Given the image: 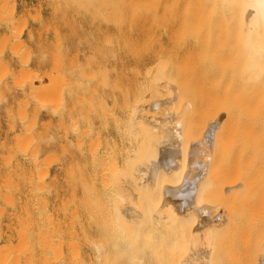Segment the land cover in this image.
Listing matches in <instances>:
<instances>
[{
  "label": "rangeland",
  "instance_id": "1",
  "mask_svg": "<svg viewBox=\"0 0 264 264\" xmlns=\"http://www.w3.org/2000/svg\"><path fill=\"white\" fill-rule=\"evenodd\" d=\"M178 12L149 0H0V249L22 237L20 251L68 264H171L160 245L172 234L155 221L175 169L202 188L181 217L186 258L264 264V77L243 70L232 16Z\"/></svg>",
  "mask_w": 264,
  "mask_h": 264
},
{
  "label": "bare ground",
  "instance_id": "2",
  "mask_svg": "<svg viewBox=\"0 0 264 264\" xmlns=\"http://www.w3.org/2000/svg\"><path fill=\"white\" fill-rule=\"evenodd\" d=\"M149 1H151L152 3H153V6L154 7H157L158 9H159V11L160 10H170V11H172V12H175L176 13V11H179L178 13H180V11H205V10H207V12L209 11L210 12V10H212V11H214V12H216V13H219V14H221L222 16H223V14L222 13H225L226 15L227 14H229L230 16H232L233 17V21L230 23V28L232 29V28H235V29H233L234 30V33H233V38L234 39H232L233 41H235L236 40V42H238V43H234V44H237V45H239V52H240V54H237V53H239V52H237V53H235V54H237V57L239 58V60H241V62L243 63V70L245 71V72H247V75L248 74H250L252 71H253V73L252 74H254V73H256V74H254V76L255 75H258V77L261 75L262 77H264V0H149ZM149 5V4H148ZM152 5V4H151ZM150 5V6H151ZM2 7V6H1ZM3 10V9H2ZM1 10V11H2ZM4 11V10H3ZM11 11V10H10ZM211 11V12H212ZM194 12V13H195ZM210 12V13H211ZM184 13V12H183ZM193 14V13H192ZM202 14H203V12H202ZM206 14V13H205ZM212 14H213V12H212ZM164 15V14H163ZM199 15V14H198ZM204 15V14H203ZM1 16V15H0ZM210 16H212L211 14H210ZM6 17H8V15L6 16ZM198 17V16H197ZM1 18V17H0ZM222 18V17H221ZM223 18H225V17H223ZM230 18V17H229ZM219 19V18H218ZM198 20H200V19H198ZM202 20V19H201ZM224 20V19H223ZM222 20V21H223ZM221 21V22H222ZM184 22H186L185 20H184ZM223 23V26L225 25L224 23H225V21L224 22H222ZM179 25L181 24V22L180 23H178ZM205 24V23H204ZM219 24V23H218ZM182 25H183V23H182ZM184 26V25H183ZM189 26V25H188ZM199 26V25H198ZM201 26H203V28L205 29V25H201ZM222 26V25H221ZM221 26H218V27H221ZM222 26V28H224ZM183 28V27H182ZM195 28V27H194ZM203 28H202V30H203ZM226 28V27H225ZM224 28V29H225ZM223 29V31H225ZM17 30V29H16ZM176 30H178V29H176ZM194 30V29H193ZM199 30H200V28H199ZM229 30V29H228ZM175 31V30H174ZM181 31V30H180ZM198 31V30H197ZM226 32V31H225ZM206 35V34H205ZM216 35V34H215ZM178 36V35H177ZM176 36V37H177ZM179 36H181L180 35V33H179ZM224 36H225V34H224ZM226 37V36H225ZM224 37V38H225ZM227 39V38H226ZM2 40V39H1ZM7 42H8V40H6ZM226 41V40H225ZM17 43V42H16ZM6 44L4 43V46H5ZM13 45V44H12ZM18 45V44H17ZM20 45V44H19ZM12 47V46H11ZM16 47V46H15ZM13 48V47H12ZM3 50V49H2ZM12 52V51H11ZM26 55V54H25ZM241 56V57H240ZM56 58H57V56H56ZM55 58V59H56ZM241 58V59H240ZM21 59V58H20ZM26 59V58H25ZM59 60V59H58ZM21 61V60H20ZM24 61H26V60H24ZM24 61H21V62H24ZM168 64V63H167ZM169 65V64H168ZM6 67V66H5ZM3 69L4 70H6L5 68H4V66H3ZM55 69H56V67H55ZM54 70V69H53ZM5 72H8V71H5ZM53 72V71H52ZM150 72V71H149ZM23 73V72H22ZM25 73V72H24ZM244 73V72H243ZM250 75L251 76V78H252V76L253 75ZM27 75H28V73H27ZM52 75V74H51ZM246 75V74H245ZM23 76V75H22ZM25 76V75H24ZM28 76H30V75H28ZM28 76H26V77H28ZM244 76V75H243ZM249 76V75H248ZM249 76V77H250ZM253 76V77H254ZM17 77V76H16ZM35 77H37V76H35ZM245 77V76H244ZM23 77H21V79H22ZM50 78V77H49ZM27 79V78H26ZM30 79H32V78H30ZM252 79H254V78H252ZM23 80V79H22ZM53 80V79H52ZM51 80V81H52ZM55 80H56V78H55ZM30 81V80H29ZM32 81V80H31ZM41 81V80H40ZM58 81H60L59 79H58ZM16 82V81H15ZM22 82V81H21ZM23 82H25V81H23ZM55 82V81H54ZM159 82V81H158ZM59 83V82H58ZM57 83V84H58ZM62 83V82H61ZM161 83V82H160ZM248 83V82H247ZM249 83H251V81L249 82ZM21 84V83H20ZM54 85V84H53ZM62 85V84H61ZM31 86V85H30ZM246 86V85H245ZM42 87V86H41ZM40 87V88H41ZM55 87V86H54ZM59 87V86H58ZM165 88H166V86H165ZM44 89V88H43ZM56 89V88H55ZM155 89H157V88H155ZM57 90V89H56ZM150 91V90H149ZM38 92V91H37ZM44 92V91H43ZM55 92H57V91H55ZM171 92V91H170ZM36 93V92H35ZM150 93V92H149ZM157 93V92H156ZM166 93V92H165ZM171 95V93L169 94V96ZM38 96V95H37ZM43 96V95H42ZM46 97V96H45ZM168 97V96H167ZM157 98V97H156ZM46 99V98H45ZM170 99H172V98H170ZM161 101V100H160ZM165 101V100H164ZM146 102V101H145ZM169 102V104H171L170 103V100L168 101ZM139 103V102H138ZM155 103H157V102H155ZM167 103V102H166ZM160 104V103H159ZM137 105V104H136ZM149 105V104H148ZM152 105V104H151ZM154 105V104H153ZM152 105V106H153ZM152 106H150V107H152ZM173 106V105H172ZM144 107V106H143ZM155 107V106H154ZM157 107H159V106H157ZM135 109H139V108H135ZM140 109H141V107H140ZM143 109V108H142ZM157 109V108H156ZM250 110V109H249ZM137 111V110H136ZM139 111V110H138ZM154 111V110H153ZM20 112V111H19ZM133 112V111H132ZM136 113V112H135ZM250 113V112H249ZM18 114V113H17ZM140 114V113H139ZM152 114V113H151ZM246 114V113H245ZM25 115H26V113H25ZM146 115V114H145ZM143 116V115H142ZM247 116V115H246ZM23 117V116H22ZM20 118V117H19ZM248 118V117H247ZM150 119V118H149ZM254 119V118H253ZM257 119V118H256ZM255 120V119H254ZM259 121V120H258ZM217 122V121H216ZM212 123H214V121L212 122ZM71 124V123H70ZM210 124V123H209ZM219 124V123H218ZM167 125V124H166ZM247 125V124H246ZM252 125V124H251ZM262 125V124H261ZM215 126L216 125H214V124H212V125H210L209 126V128L206 130L207 131V134L208 135H213V133L215 132L214 130H215ZM223 126V125H222ZM181 127V123L178 121L177 123H175V126H174V128H173V130L175 129H179ZM208 127V126H207ZM206 127V128H207ZM249 127H250V125H249ZM253 127V126H252ZM26 128H28V127H26ZM172 128V127H171ZM217 128V127H216ZM164 129V128H163ZM261 129V128H260ZM264 129V128H263ZM76 130V129H75ZM168 129H166V131H167ZM208 130H209V132H208ZM171 132H172V129L170 130ZM250 131V130H249ZM163 132V131H162ZM175 132V131H174ZM174 132H172L171 134L173 135V137H174V134H176V132L174 133ZM217 132V131H216ZM215 132V133H216ZM219 132V131H218ZM155 134V133H154ZM168 134H169V132H168ZM171 134H170V136H167L168 138H170L171 137ZM179 134V133H178ZM218 134V133H217ZM224 134V133H223ZM177 135V134H176ZM176 135H175V137H176ZM216 135V134H215ZM219 135V134H218ZM223 136V135H222ZM29 137V136H28ZM173 137H171L172 138V140H173ZM214 137V136H213ZM243 137V136H242ZM241 137V138H242ZM171 138H170V142L172 141L171 140ZM25 139H27V138H25ZM176 139V138H175ZM29 140H30V138L29 139H27V143L29 142ZM25 141V140H24ZM175 141V140H174ZM174 141L172 142V143H174ZM176 141H177V139H176ZM170 142H168L167 144H169V147L171 148V146H170ZM212 142V141H211ZM26 143V144H27ZM175 143H177L178 144V142H175ZM174 143V144H175ZM197 143V142H196ZM207 143V142H206ZM167 144H165L166 145V147H167ZM173 144V145H174ZM21 145H23V144H21ZM201 145V144H200ZM161 146V145H160ZM164 146V145H163ZM178 147H179V144L177 145ZM176 146V147H177ZM20 147V146H19ZM23 147V149H24V146H22ZM165 147V146H164ZM166 147H165V149L163 148V147H161V148H163L164 150H163V152H162V154L163 155H165V150H166ZM198 148V147H197ZM178 149V148H177ZM21 150V149H20ZM214 150V149H213ZM34 151V150H33ZM205 151V150H204ZM175 152V151H174ZM173 152V153H174ZM178 152V151H177ZM176 152V153H177ZM167 153V152H166ZM195 154L197 155V153L195 152ZM163 155H161V156H163ZM191 155V154H190ZM192 155H194L193 153H192ZM191 155V156H192ZM132 156V155H131ZM170 157H171V155H169ZM173 156V155H172ZM164 157V159H166V156H163ZM199 157V156H198ZM204 157V156H203ZM137 158V157H136ZM162 158V157H161ZM174 158V157H173ZM195 158V157H194ZM193 158V159H194ZM133 159V158H132ZM164 159H161L160 160V162L162 161L163 162V160ZM198 159V158H197ZM9 160V159H8ZM166 160H168V159H166ZM50 161H52L51 159H50ZM172 161V160H171ZM45 162H46V160H45ZM113 162V161H112ZM129 162V161H128ZM140 162V161H139ZM151 162V161H150ZM165 163H166V161H164ZM198 162H199V160H198ZM50 163V162H49ZM141 163V162H140ZM143 163V162H142ZM147 163V162H146ZM149 163V162H148ZM174 163V162H173ZM192 163V162H191ZM202 163H204V162H201V164ZM37 164V163H36ZM44 164V163H43ZM128 164V163H127ZM138 164V163H137ZM150 164V163H149ZM158 164H159V162H158ZM157 163H154V166L155 165H158ZM193 164V163H192ZM170 165V164H169ZM205 165V164H204ZM36 166V165H35ZM48 166V165H47ZM192 166V165H191ZM150 167V166H149ZM157 167V166H156ZM193 167V166H192ZM159 168V166L155 169V168H151V170H157ZM161 168V167H160ZM167 168V167H166ZM189 168V167H188ZM195 169V168H194ZM168 170V169H167ZM174 171L172 172L171 170V174H170V177L173 179V178H175V179H177L178 178V180L180 181V182H178V180H177V182L175 181V179H173V182H172V184L175 182V184H173L174 186H172L171 185V187H169L168 188V185L169 184H167V188H166V190L164 191V189H163V191H161V193L163 192V194L161 195V193L160 192H158V193H160V195H158V197H160L159 198V202L160 201H162V196H163V208H161V206H160V211H161V209H162V211L160 212V213H156V215L158 216H156V215H154V216H156L157 218H158V220L157 221H155V223H156V226H158V224L160 223L161 224V222H162V224L164 225V227L168 230V231H170L171 232V236H166V237H164V239H163V241H162V243H161V245L160 246H163L164 248H166V249H168V250H165V254H164V258H165V260L166 261H170L171 262V264H193V261H192V259H191V257H189V258H186V253H188V251L190 250H188V251H183L184 249H183V247L184 246H186L185 245V243H187L186 241L185 242H183L185 239V237H184V235L181 233L182 232V226L184 225V221L186 220L185 218H187V217H189L187 214L189 213L188 211H190V210H192L193 209V205H195L196 203L194 202V201H196L195 199H197L198 197H200L199 195L197 196V194H199L200 192H199V190L200 189H202V188H197L196 189V187H195V184H194V182L193 181H189V180H183V179H181L182 177H180L179 175H180V173H179V171L177 172V171H175V169H173ZM196 170V169H195ZM45 171V170H44ZM159 171L160 172H162L163 173V171H161L160 169H159ZM189 171V170H188ZM127 172V171H126ZM146 172H147V170H146ZM152 171H150V173H151ZM165 172H166V169H165ZM137 173V172H136ZM145 173V172H144ZM156 173H157V171H156ZM45 174V173H44ZM127 174V173H126ZM141 174V173H140ZM159 174V173H158ZM158 174H156V177L158 176ZM166 174H168V172H166ZM191 174V173H190ZM193 174V173H192ZM42 175H43V173H42ZM143 175H146V174H143ZM142 175V176H143ZM150 175H152V174H149V176ZM161 175L162 174H159V177H157V179L159 178V179H162L161 178ZM164 175V174H163ZM169 175V174H168ZM152 176H154V173H153V175ZM152 176H151V179H152ZM165 176V175H164ZM193 176V175H192ZM128 177V176H127ZM155 177V176H154ZM180 177V178H179ZM149 178V179H148ZM147 179H148V181H149V183H151L152 182V180H154V179H152L151 180V182H150V177H148ZM167 178V177H166ZM184 178V177H183ZM39 179H40V176H39ZM146 179V178H145ZM157 179H155L156 181H157ZM188 179V178H187ZM196 179V178H195ZM171 179L169 178V181H170ZM183 180V181H182ZM197 180H198V178H197ZM6 181V180H5ZM139 181V180H138ZM147 181V180H146ZM159 182H161V180H158ZM157 181V183H159ZM168 181V180H167ZM172 181V180H171ZM7 182V181H6ZM5 182V183H6ZM10 182V181H9ZM39 183V182H38ZM157 183L155 184V182H154V184H153V182L151 183L152 184V186L154 185L156 188L158 187V188H160L161 186L163 187V188H165L166 186L165 185H163L164 183H165V181L163 182V184H159V185H157ZM40 184V183H39ZM38 184V185H39ZM166 184V183H165ZM171 184V183H170ZM4 185V184H3ZM9 186V185H8ZM170 186V185H169ZM46 187V186H45ZM153 189V188H152ZM161 189V188H160ZM157 191H160V190H157ZM154 192V191H153ZM199 192V193H198ZM155 193V192H154ZM157 193V194H158ZM201 194V193H200ZM152 195V194H151ZM7 197V196H6ZM9 199V198H8ZM161 199V200H160ZM11 200V199H10ZM9 200V201H10ZM8 201V200H7ZM6 201V203H8ZM155 201V200H154ZM3 202H5V201H3ZM157 203V204H160L161 203V205H162V202H160V203ZM197 202V201H196ZM45 203V202H44ZM193 203H195V204H193ZM200 205V204H199ZM199 205H197V206H195V207H199ZM152 206H153V204H152ZM155 206V205H154ZM156 206H158V208H159V205H156ZM204 207H206L205 205H204ZM201 209L203 208V207H200ZM208 209V208H207ZM1 210V209H0ZM156 210H157V207H156ZM159 210V209H158ZM157 210V211H158ZM197 210V209H196ZM200 209H198V211H196L197 212V214H198V216H199V218H202V219H205L206 220V216H207V213H206V211L204 210V209H202L201 211H199ZM2 212V211H1ZM142 212V211H141ZM188 212V213H187ZM192 212V211H191ZM129 213V212H128ZM187 213V214H186ZM210 213V212H209ZM1 214V213H0ZM26 214V213H25ZM185 214V216H183ZM190 214V213H189ZM192 215H193V212L191 213ZM2 215V214H1ZM0 215V216H1ZM10 215V214H9ZM140 215H142V213H140ZM191 215V217H193V218H195L194 216L195 215H193L192 216ZM183 216V219H185V220H183L181 217ZM208 217H211V214H210V216H208ZM219 217H220V215H219ZM25 219H27V217L25 218ZM49 219H50V216H49ZM48 219V220H49ZM208 220H206V222L207 221H209L210 220V218H207ZM197 220V219H196ZM199 221V220H198ZM201 221V220H200ZM199 221V222H200ZM128 222V221H127ZM134 222V221H133ZM206 222H205V224H206ZM203 223V222H202ZM211 223V222H210ZM159 224V225H160ZM197 225V224H196ZM199 225V224H198ZM216 225V224H215ZM28 226V225H27ZM26 226V227H27ZM162 226V225H161ZM209 226V225H208ZM207 226V227H208ZM184 227V226H183ZM197 227V226H196ZM198 227H200V226H198ZM202 227V226H201ZM156 228V227H155ZM158 228H160V227H158ZM163 228V227H162ZM199 229H201V228H199ZM42 230V229H41ZM184 230V229H183ZM16 231V230H15ZM194 231H198V230H194ZM18 232V231H17ZM167 232V231H166ZM10 233H11V231H10ZM21 234L22 232H18V234ZM48 233V232H47ZM169 233V232H168ZM23 234V233H22ZM41 234V233H40ZM197 234V233H196ZM195 234V235H196ZM39 235V234H38ZM50 235V234H49ZM170 235V234H169ZM17 236V235H16ZM20 235H18V237H19ZM199 236V235H198ZM25 237V236H24ZM203 237V236H202ZM7 238V237H6ZM20 238V240H18V244L19 245H22V246H19V245H17V249H15V248H13V246L11 245V247L12 248H10V247H8V248H3V249H0V264H68V262L67 263H65V260H64V256H63V254L61 253V252H56L55 250V252H50V251H48L46 248L45 249H39V250H37V251H28V252H26V251H20V248L21 247H24L23 246V244H24V239L22 238V237H19ZM193 238V237H192ZM207 238V237H206ZM205 238V239H206ZM10 239V238H9ZM21 239H23L22 241H21ZM191 239V238H190ZM46 240V239H45ZM193 240H196V238H193ZM20 241V242H19ZM192 241V240H191ZM198 241H199V244H201L202 245V243L200 242V240L198 239ZM45 243L47 242V240L46 241H44ZM43 242V243H44ZM195 242V241H194ZM193 242V243H194ZM206 242V241H205ZM23 243V244H22ZM29 243V242H28ZM208 243H210V242H208ZM37 244H39V242H37ZM47 244V243H46ZM209 246H210V244H208ZM208 245H206V248H208L209 246ZM10 246V245H9ZM19 246V247H18ZM70 246V245H69ZM72 246V245H71ZM97 246V245H96ZM196 247L198 246L197 245V241H196V245H195ZM208 246V247H207ZM14 247H16V246H14ZM45 247V246H44ZM98 247V246H97ZM102 247V246H101ZM198 247H200V246H198ZM197 247V248H198ZM205 247V246H204ZM15 249V250H10V249ZM161 248V247H160ZM159 248V249H160ZM180 248H182L183 250H180ZM23 249V248H22ZM56 249V248H55ZM201 249V248H200ZM101 250V249H100ZM202 250V249H201ZM205 250V249H204ZM207 250H209V249H207ZM157 251H159V250H157ZM167 251H168V253H167ZM100 252V251H99ZM186 252V253H185ZM192 252V251H191ZM205 252H207L206 250H205ZM156 253V252H155ZM162 253V252H161ZM185 253V254H184ZM190 253V252H189ZM194 254V253H193ZM72 255H75V254H72ZM77 255V254H76ZM106 255V254H105ZM108 255V254H107ZM110 255V257L112 258V256H111V254H109ZM109 255H108V257H109ZM166 255H167V259H166ZM188 255V254H187ZM199 255V254H198ZM103 256H104V254H103ZM158 256H159V254H158ZM185 256V257H184ZM200 256V255H199ZM107 257V258H108ZM80 258V257H79ZM78 258V256H75V259L78 261V260H80ZM106 258V259H107ZM193 258V257H192ZM198 258V257H197ZM196 258V259H197ZM209 258V257H208ZM207 258V259H208ZM82 259V258H81ZM109 260H110V258H108ZM157 259H159L158 257H157ZM163 259V258H162ZM161 259V260H162ZM191 259V260H190ZM195 259V258H194ZM193 259V260H194ZM199 259V258H198ZM198 259H197V261H198ZM205 259V261H206V257L204 258ZM204 259H203V257H202V260L204 261ZM98 260V259H97ZM160 260V259H159ZM160 260V261H161ZM210 260V259H209ZM76 261V262H77ZM82 261H84L83 259H82ZM108 260H106V262H107ZM195 261V260H194ZM74 262V261H73ZM94 262V261H93ZM99 262V261H98ZM103 262V261H102ZM110 264L113 262V260H112V262H110V261H108ZM137 262H139V261H137ZM196 262V261H195ZM209 263V264H211V261H206V263ZM69 263H70V261H69ZM97 263V262H96ZM202 263V262H201ZM200 263V264H201ZM203 263H205V262H203ZM70 264H72V263H70ZM78 264V263H77ZM83 264V263H82ZM197 264V263H196Z\"/></svg>",
  "mask_w": 264,
  "mask_h": 264
}]
</instances>
